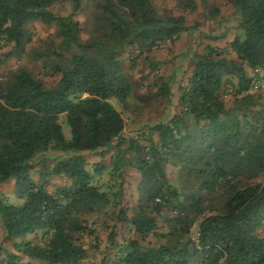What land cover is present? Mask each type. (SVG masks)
<instances>
[{
    "label": "trees",
    "instance_id": "trees-1",
    "mask_svg": "<svg viewBox=\"0 0 264 264\" xmlns=\"http://www.w3.org/2000/svg\"><path fill=\"white\" fill-rule=\"evenodd\" d=\"M227 1L236 18L229 48L207 45L192 55L185 85L163 84L154 93L179 111L170 107L165 119L144 123L149 132L142 146L124 137L125 121L111 103L114 99L125 106L132 93L120 57L128 48L143 54L175 42L187 31L184 16L160 13L150 0H98L81 25L74 14L82 0H74V12L67 16L51 10L56 0H0V49L10 47L0 53V66L28 48L34 61L59 75L54 88L22 67L0 76V184L12 180L21 201L9 204L0 198L3 242L13 243V252L0 247V263L21 264L27 258L80 264L86 249L78 240L87 231V217L109 202L93 183L85 157L103 158L116 147L118 163L119 147L126 142L127 164L139 174V202L131 216L121 210L118 219L137 238L117 246L115 261L98 264H264V236L258 232L264 223V87L259 74L264 70V0ZM179 6L196 10L193 0H180ZM218 13L210 11L213 17ZM34 23L55 29L43 51L32 45ZM82 33L88 37L82 39ZM223 38L207 35L211 41ZM62 116L70 139L63 135ZM48 152L63 155L51 173L71 182L54 193L32 179L34 161ZM168 165L178 169L179 185L168 179ZM103 170V161L93 165L95 174ZM164 208L172 214L165 220L167 232L160 235L164 242L143 245L159 235L157 219ZM36 232H42L44 243L16 242Z\"/></svg>",
    "mask_w": 264,
    "mask_h": 264
},
{
    "label": "rangeland",
    "instance_id": "rangeland-1",
    "mask_svg": "<svg viewBox=\"0 0 264 264\" xmlns=\"http://www.w3.org/2000/svg\"><path fill=\"white\" fill-rule=\"evenodd\" d=\"M98 0H82L79 10L74 18L81 25L87 24L95 9ZM196 10L180 7V0H150L152 5L160 13L171 16H184L187 31L182 33L175 42L159 44L150 53L140 54L135 48H128L120 57L122 62L123 75L132 85V93L125 106H121L116 100L111 99L113 106L121 113L125 121L124 137L138 139L142 146L147 145L145 136L149 132L144 123L163 120L172 107L173 112L179 111V106L169 104L165 98L155 97L154 93L163 85H185L193 68L191 57L194 53H202L207 45L220 50L228 49L230 42L236 35L234 9L227 0H193ZM74 0H56L51 10L61 16L73 13ZM218 9L219 13L212 16L210 11ZM33 42L32 45L43 51L48 46L49 40L54 39L55 29L40 23L32 24ZM207 35L224 36L222 40L211 41ZM88 37L82 33V39ZM10 47H2L0 53H5ZM30 49L21 56H12L5 60L0 66V76L9 69L22 67L30 71L33 76L44 85L54 88L59 80V75L53 72V68L44 64L43 61H34ZM229 57L234 55L229 50ZM54 62H52L53 64ZM248 74H253L248 71ZM263 78L261 86L264 87V70L259 72ZM229 88L222 92L226 102L230 99L227 95ZM59 123L63 135L70 139V130L64 117H60ZM140 123V125H137ZM125 138V139H128ZM155 139V137H154ZM128 141V140H126ZM126 142L119 147L121 160L115 162L118 148L112 147L105 152L103 158L99 154L86 155V169L93 177V183L98 186L108 197V204L103 205L94 215L87 217V231L79 236L78 242L86 249V256L80 264H98L103 260L115 261L118 258V245H124L130 239L137 236L129 224L118 219L119 211L131 216L139 202V174L137 170L127 164L131 154L126 150ZM63 157L60 153L48 152L42 154L33 163L32 179L34 182H44L49 193H54L59 188L70 185V180L63 176H56L51 173L54 164ZM103 161L105 170L95 174L93 165ZM168 179L178 184V169L168 165L166 168ZM0 198L9 204H19L12 180L0 184ZM172 214L168 209H163L157 219L158 236H149L143 245L158 246L164 242L160 236L166 233L168 225L166 218ZM264 236V223L258 231ZM197 229H193L192 239L196 240ZM4 231L0 223V247L8 252H13V243L3 242ZM45 238L42 232L28 235L16 242L29 241L35 245L44 243ZM4 252L0 250V261ZM2 264V263H0ZM21 264H46L32 261L27 258L21 259Z\"/></svg>",
    "mask_w": 264,
    "mask_h": 264
}]
</instances>
